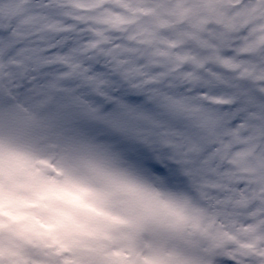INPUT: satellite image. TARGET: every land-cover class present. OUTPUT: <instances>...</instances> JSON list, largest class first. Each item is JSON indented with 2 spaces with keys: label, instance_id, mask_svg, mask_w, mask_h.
<instances>
[{
  "label": "snow or ice",
  "instance_id": "1",
  "mask_svg": "<svg viewBox=\"0 0 264 264\" xmlns=\"http://www.w3.org/2000/svg\"><path fill=\"white\" fill-rule=\"evenodd\" d=\"M255 5L253 19L264 18V0H255ZM23 23L6 27L0 35V69L9 82L0 109L11 115L25 105L35 114L53 108L46 118L50 123L121 156L150 186L168 189L173 182H182L191 193L209 201L239 190L230 179L232 166L259 148L257 140L264 141V125H249L243 119L247 115L253 121L264 120L253 110L258 104L255 97L245 93L225 99L211 95L207 87H192L184 80L177 83L180 77L137 49L89 52L85 46L58 51L69 43L66 36L51 40L43 35V27L26 32ZM247 25L249 35L264 33V23L249 20ZM240 39L247 40L248 35ZM221 40L229 43L227 37ZM261 46L264 38L255 42V48ZM216 58L226 59L219 51ZM182 75L186 79L190 73ZM209 75L215 74L209 70ZM25 86L28 95L20 101L17 91ZM260 91L264 93V86ZM216 105L228 111H217ZM259 106L264 108V102ZM250 127L257 128L258 135H244L242 130ZM117 141L134 145L135 158L117 152ZM260 161L264 164V154ZM157 196L164 211L180 218L191 199L184 193H170L165 199ZM169 256L157 252L158 264H170Z\"/></svg>",
  "mask_w": 264,
  "mask_h": 264
},
{
  "label": "clouds",
  "instance_id": "2",
  "mask_svg": "<svg viewBox=\"0 0 264 264\" xmlns=\"http://www.w3.org/2000/svg\"><path fill=\"white\" fill-rule=\"evenodd\" d=\"M255 6V0H240L237 4L222 3L218 10L223 20L233 25L228 35L229 41L236 42L238 49L233 55L254 48L247 56L251 63H244L243 70L264 86V46L255 48V42L264 38V33L249 35L251 29L245 31L249 20L253 24L264 23V18L253 19L251 8ZM255 15L259 16V13ZM216 19L213 18L209 28L223 32V24ZM244 35H248L247 40L240 39ZM230 46L218 42L222 49ZM27 91L26 86L17 91L20 101H24ZM213 107L228 111L224 105ZM259 151L264 152V141H260ZM260 174L264 175V172ZM86 175V169L78 163V153L55 133H41L32 155L21 157L11 174L5 164L4 172L0 174V264H106L105 256L111 254L113 247L86 237L77 223L74 201L80 193L76 185ZM230 179L243 182L247 178L233 176ZM151 187L160 195L175 192L174 189ZM193 200L195 207L211 218L213 232L236 234L228 201L235 208L240 200H258L253 211H264V184L254 186L253 194L248 197L221 196L220 200L209 201L193 193ZM241 214L251 215L247 209ZM258 251L264 253V241ZM203 255L205 264H253L250 253L230 241L207 242ZM257 264H264V259L257 260Z\"/></svg>",
  "mask_w": 264,
  "mask_h": 264
},
{
  "label": "rangeland",
  "instance_id": "3",
  "mask_svg": "<svg viewBox=\"0 0 264 264\" xmlns=\"http://www.w3.org/2000/svg\"><path fill=\"white\" fill-rule=\"evenodd\" d=\"M49 2L51 0H40L41 4L43 5L45 2ZM71 2H76V0H69ZM92 1H99V0H92ZM209 1L211 4H213L216 7V10H218V5L222 4V1L219 0H190V4L186 7L184 4H180L178 6L176 1L169 0L168 4H160L161 1H157L155 7L152 5L151 8H149V11L151 15L149 14L150 18L152 19V22H158L159 25L162 26V32L158 35H152L151 37H144L142 34V39L145 41L146 44H149L150 47H152L156 53L159 51V46H168L171 44L170 38L172 36L180 37L179 32L173 27L172 20L176 18L177 14V6L178 10L182 12L183 15H181L178 20L180 27L182 29H186L189 31L188 35H190L193 30L197 31L201 24H194V19L196 15V11L198 10L199 6L203 2ZM106 4L110 7H114L113 0H105ZM53 4V3H52ZM127 4V3H126ZM7 5V6H6ZM36 5L38 6V0H36ZM147 5L148 4H142L143 8L147 11ZM23 3H20V0H0V20H2L3 12L7 8L6 12L9 14V16H6V24L7 27L12 24L20 25L21 22H24L22 24V27L24 31L26 32H33L36 31L37 28L34 30L27 29L29 24L38 23L39 19H37V12L36 17L34 19L29 18V15H25V9L23 8ZM34 4L32 3L28 7V12L31 14L34 11ZM54 8H57L55 6ZM126 9V6H124L123 11H121L119 14L122 15L128 14L129 11ZM117 10V9H116ZM115 10V11H116ZM56 12V11H55ZM60 12V11H59ZM52 14V11H51ZM99 15L100 19H103L106 17L110 21L116 22V19L112 17L111 10L109 12L100 11L97 13ZM120 18V19H121ZM82 17H79V20L82 21ZM147 20L148 17L145 18L144 21H141L139 24L142 27V30L144 28H147ZM32 22V23H31ZM41 24V22L39 23ZM71 26L70 22H59L54 25V29L48 34V37H54L56 35H59L63 31H66L68 27ZM192 29V31H191ZM145 32V30L142 31V33ZM128 35L129 32L127 31ZM204 34V33H202ZM182 36V35H181ZM213 36V35H212ZM133 34L130 36V40H132ZM85 38V35L79 34V40H82ZM191 40V38L188 39V41ZM76 37L72 36L69 39V46L74 47L76 44ZM193 42V41H189ZM161 49V48H160ZM241 53V52H240ZM239 53V55H240ZM239 55H233L232 57L225 55L227 60L229 61L230 65V72L233 73V75H236L238 73V65L241 63L240 59L238 58ZM224 57V56H223ZM165 60L168 61V57L165 56ZM222 60V59H219ZM209 62L218 63V59L215 60L214 58L208 60ZM232 61L234 63H232ZM201 65H203V60L198 61ZM244 63H251V61H243ZM167 65V64H166ZM235 67V68H234ZM240 75V79L243 81H254L259 89H256V91L252 93H256L258 95L255 96V99L257 97L263 98L262 92L260 91L261 83L256 81L253 76L249 75L248 72L242 71ZM178 83V82H177ZM204 85H209L212 89H217V80L210 81L209 83H205ZM228 86H231L230 83H227ZM9 86L8 78L5 75V70L0 69V98H3L6 94V89ZM252 93H250L251 96ZM177 94H180L179 92ZM28 93L25 94L27 96ZM216 96H219L217 94H214ZM221 97V96H220ZM254 97V96H253ZM225 98V97H224ZM226 99V98H225ZM257 100V99H256ZM258 102V100H257ZM217 109V108H216ZM45 110V111H44ZM42 112L45 113L43 118L39 117L35 123L38 124V131H42L41 133H55L59 136L58 131L55 130V126L50 123L46 118L48 115L54 110L53 108L49 107L44 109ZM18 117L19 113L16 111ZM32 118V117H31ZM32 124V123H31ZM28 126V125H27ZM34 126V123H33ZM54 126V128H53ZM7 130L11 133L8 137L11 138V141H9L8 145L6 147L14 149L16 151L19 150L22 157L28 158L32 155L34 150V143L33 140L36 139V136L39 137V133H35L34 135L31 134L32 140L31 141H19V138L17 136V129L15 130L12 126L8 125ZM30 132V131H29ZM3 133V134H2ZM31 133V132H30ZM0 135H4V128L0 131ZM71 150L78 153V163L86 169L87 175L82 178V180L76 185V188L78 192L80 193L79 196L75 198L74 201V207L77 213V223L79 227L82 229L83 234L86 237H89L93 240H96L98 242H106L107 244H110L113 247V251L110 255L105 256L106 264H154L151 261L156 257V251L154 250L156 248V245L154 244L155 241L165 240L166 244L169 246H174V242H178V236L177 232H173L169 239L164 238V233L166 231V228L169 227L170 223L166 222V219L171 215L175 219L178 217L173 214L165 213L158 203V196L155 191H153V188L149 185L148 182H146L144 179L138 176V174L134 173L129 166L124 163H118V166H114L112 163H105V155L99 151V150H89V146L87 147L85 144H79V143H68ZM20 158L16 157V162L8 165V171L9 174L12 173V170L16 163L19 161ZM110 161L115 160L114 156H110ZM3 162V161H2ZM1 163V160H0ZM71 163V161H69ZM261 163V161H257L253 164V168L257 170V173L259 176H262L260 173L264 172V164H258ZM5 164H0V174L4 172ZM110 164V165H108ZM246 162L244 160L237 159V163L233 165V168L244 166ZM246 167V165H245ZM250 173V170H249ZM248 173V174H249ZM253 173V171L251 172ZM177 182H173L171 185H175ZM171 189H174L175 192L172 193H184L185 191H189L186 187V185L182 182H179L177 185L172 186ZM170 193H166L164 195L159 194V199H165L167 198L166 195ZM253 194V187L249 186L247 188V196H251ZM126 200L131 202L135 209L139 213H144L146 210H150L153 208L154 212H150L152 214H156V217H149L152 218V224H157L159 228H151L153 225L149 221H134L133 219H130L128 216L124 218L119 219L118 213H120V210L118 208L120 203H127ZM194 202V201H192ZM191 203V201H190ZM195 203V202H194ZM97 205H101L100 207H96ZM240 205V212H242L243 209H249L252 210L255 207V201L247 202L245 200H241L239 203ZM198 218H201L202 215H204V211H199ZM195 219L197 222V218L195 216H190L188 219ZM209 219H211L209 217ZM236 222V219L234 220ZM177 224V220L175 222ZM197 223L188 224L190 227L189 233L187 234L184 232L183 234L185 236H189L191 232L196 230L193 226H196ZM155 225V227H157ZM200 226L199 224H197ZM125 228H130L125 229ZM206 235L205 238L210 236L211 231L210 229H207L206 225L203 227H200ZM123 230L124 237L118 233V231ZM227 234L230 242L238 244L239 247H241L242 250H244V246L242 243L238 242V236L234 237L233 232H226L222 233L223 241H226ZM248 234L247 230L243 231V239L246 238V235ZM214 235V234H213ZM236 235H239L238 232H236ZM145 237H148V239H145ZM189 240H192L188 238ZM201 241H193V250L195 247H200L201 249L198 251V254L191 253L192 246H184L186 248V252H188V260L185 263V260L183 262L181 261H175L170 262V264H205V257L203 253L206 251V245L201 244ZM255 242L256 240H249L246 244V247H253L255 248ZM189 245V244H188ZM166 253L167 251L164 250ZM254 256L258 255V259H264V253H259L256 250H253ZM253 257V256H252ZM257 259V257H254ZM257 259V260H258ZM257 260L253 259V263H257ZM158 264V263H157Z\"/></svg>",
  "mask_w": 264,
  "mask_h": 264
},
{
  "label": "trees",
  "instance_id": "4",
  "mask_svg": "<svg viewBox=\"0 0 264 264\" xmlns=\"http://www.w3.org/2000/svg\"><path fill=\"white\" fill-rule=\"evenodd\" d=\"M117 2V0H115ZM123 2V4L127 3V4H131L132 2H138L139 0H121ZM175 1V0H173ZM180 3H185L186 7L189 5L187 0H178ZM84 3V0H79V5H82ZM160 27V25H158ZM145 36V34H144ZM85 47V43H78L77 45H75L74 48H77V49H81L83 50V48ZM149 49L150 48H145V51L144 53L147 54V56L152 59L153 61L155 62H159L157 56H159L161 53H162V50H160V53L157 55V56H154V57H151L150 56V52H149ZM119 53L123 52L122 50V46L120 45V48H119ZM195 54H197V56L199 58H195V60H198V61H201V59H205L204 58V55L203 53L201 52H196ZM207 62H209L208 60H205ZM163 67V64L161 65ZM165 70V69H164ZM212 73H215V74H218L217 70L216 69H212L211 70ZM208 92L211 94V95H214V94H217L221 97H225L226 99L227 98H230V97H233V96H242L244 95L246 92V87L243 86V85H240L238 86L237 88H234V89H228V90H224L223 88H220V87H217V89H212V88H207ZM233 172H234V176H237V174L235 173V169H233ZM236 181V180H235ZM232 182V183H235ZM245 181V180H244Z\"/></svg>",
  "mask_w": 264,
  "mask_h": 264
}]
</instances>
